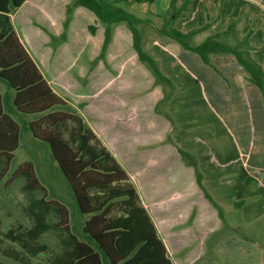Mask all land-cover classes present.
I'll return each mask as SVG.
<instances>
[{"label":"trees","instance_id":"16d2710c","mask_svg":"<svg viewBox=\"0 0 264 264\" xmlns=\"http://www.w3.org/2000/svg\"><path fill=\"white\" fill-rule=\"evenodd\" d=\"M155 1L65 0L62 29L60 32L57 30L58 34L52 33L33 17L28 19L32 27L46 33L47 40H43V46L45 50L48 48L51 60L53 50H49V45L55 49L67 40L75 9L82 7L88 13L91 11L99 26L89 24L88 34L95 36L98 28L102 34L100 48L91 59L89 70L98 61L108 67L106 57L110 58V46L112 42L119 43L115 28L118 25L127 28L137 59L146 66L153 79L144 88L132 91L128 104L110 108L114 114L123 113L125 116L117 114L119 120L114 119L115 123L120 120L132 123L141 115L149 114L151 122L142 145L126 148L122 147L125 143L123 137L116 138L109 132L104 134L100 122H95L99 115L87 112L104 140L109 142L106 145L79 110L52 89L27 48L34 45L30 35L21 34L23 41L12 24L11 15L27 0H0V82L8 90L0 92V181L8 171L19 145L21 128H24L33 138L48 144L69 183L78 211L87 216L78 230L70 223L71 212L59 201L45 200L44 196L31 199L28 210L33 223L16 239L29 244L27 246L32 252H43L48 247L38 243L39 237L47 230H57L60 245L57 250H52L50 257L47 254L45 259L48 262L44 264H187L195 254L188 252L175 259L174 238L181 244L183 241L180 240L194 236L193 230L202 236L201 233L211 231L225 221L223 208L202 183L195 156L165 140L156 101L161 96L160 84L172 83L161 71L157 60L143 48L141 25L148 19L136 15L129 8L134 3L151 4ZM190 2L183 0L176 6V0H171L168 12L157 14L163 18L162 25L157 28L158 33L196 53L204 64L210 66L212 54H232L247 73L248 80L264 93V67L250 55L253 49L249 43L252 27L236 45L219 40L221 35H235L236 19H231L224 30L206 36L199 43H192V38L206 30L209 23L187 31L173 26ZM258 2L264 5V0ZM149 92L154 93L150 105L137 107L135 101L143 102ZM120 107L124 109L120 111ZM25 115L30 118L26 120L23 118ZM163 116L171 121L167 115ZM133 137L136 139L135 134ZM133 137L131 141H135ZM168 156L172 161L165 165ZM17 177L24 178L26 191L45 190L30 161L20 163L6 184ZM249 178L246 176L245 182ZM51 211L58 217L56 223L48 220ZM187 220L191 223L184 228L175 227ZM172 226L175 227L173 231L170 230ZM13 232L9 231V234ZM197 246L200 252V241ZM13 257L18 260L17 255Z\"/></svg>","mask_w":264,"mask_h":264},{"label":"rangeland","instance_id":"374dc122","mask_svg":"<svg viewBox=\"0 0 264 264\" xmlns=\"http://www.w3.org/2000/svg\"><path fill=\"white\" fill-rule=\"evenodd\" d=\"M170 1L156 0L151 4L134 3L129 6L136 15L143 19L149 18L141 25L143 48L157 60L161 71L172 83V85L166 82L160 84L161 96L156 101L164 129L161 128V130L165 132L167 138L165 140L172 141L176 135L181 140H187L186 143H182L184 147L181 148L192 155H194V150L199 151V148L205 151L209 149L216 151L223 145L225 150L229 151L231 158L239 156L241 160L245 161L252 176L248 182H245L248 188L257 186L258 181L264 183V93L248 80L247 73L237 64L232 54H212L211 66L204 64L199 56L190 50L186 49L187 52H182V55L176 54L178 48L182 47L173 39L158 33L157 28L162 25L163 18H159L157 13L149 14V9H156L159 12L162 7H169ZM182 1L176 0V6L180 5ZM64 4L65 0H27V3H24L11 15L12 24L23 41L24 34L30 35L35 49L27 41V45L30 47L27 45L26 47L33 54L32 56L37 58L39 64L47 63V69L45 66L39 68H43V73L47 70L62 83L63 89L59 90L56 84L48 78L61 97L79 109L80 113L85 111L81 114L88 123L89 121L92 123L93 119L87 112L93 111L99 115V117L96 116L98 120L95 122H100V128L103 129L104 134L109 132L116 138L123 137L125 143L122 147L131 148L133 145H142L148 134L149 121L151 122L149 114L141 115L132 123H123L121 120L115 123L113 121L114 113L110 108L122 103L128 104L130 102L129 94L134 90L144 88L153 79L150 71L137 59L131 44L125 43L124 33L119 32V43L112 42L111 52L108 54L110 58L106 57L108 67L102 61H98L92 70H89L90 61L100 48V35L102 34L101 31L99 37L96 34L93 39L90 36L91 41H86L88 25L99 26L97 20L95 18L92 20L90 17V14L94 15L91 11H89L90 14L88 12L87 14L81 13V10L75 13V20L72 22V28L70 27L68 31L67 40L60 43L55 49L49 45V50H53L51 52L53 58L50 60L48 48L45 50V46H43L46 33L43 32V34L38 28L32 27L28 19L33 17L52 33L58 34L62 29ZM259 4L263 6L261 11H258ZM233 5L234 8H237L235 15L230 14L229 11L221 10V0H192L186 8V10L188 9L186 24L200 26V24L209 23L206 32L210 35L224 30L231 19H236V23H241V31L236 30L235 35H221L219 40L229 45H236L248 31L247 28L252 27L253 33L261 27L262 36L256 42L257 44L264 43V5L258 0H235L231 6ZM168 10L169 8L165 13ZM193 11L194 14H192ZM192 15L194 17H191ZM31 20L33 23H37L35 20ZM182 20L185 19L177 18L173 26H178ZM156 40L159 41L160 47L153 46ZM190 42L195 43L194 37ZM184 53L193 55L195 60L187 58L183 55ZM250 53L252 57L254 55L256 61H261L264 65L263 44H259ZM37 55H41L42 60ZM3 90L4 87L0 83L1 93L8 91L7 89ZM142 93H138V95ZM153 94V92H149L147 96H144L143 102L138 99L135 101V105L139 108L149 106ZM123 109L124 107L119 108L120 111ZM163 115L170 117L171 121H168ZM121 116L125 117L123 113ZM25 117L27 119L30 116L25 115ZM107 120L109 121L105 124ZM93 126L97 128L96 125ZM134 134L136 139L133 137ZM99 135L102 136L104 143L109 145L103 135ZM131 137L135 141H131ZM24 161L33 163L35 174L44 186V191L40 189L26 191L23 177H17L6 184L11 173ZM170 161H172L171 157L168 156L165 165H168ZM126 170L130 172L128 169ZM230 176L229 179H221L224 187L232 194L230 205H225L226 199L221 198L220 189H211L215 192L217 202L223 204L221 207L225 213V221L211 231H203L202 236L193 230L194 236H187L180 240L183 241L181 243L183 245L178 243L179 239L174 238L175 249H177L175 259L182 258L189 252L195 256L187 264L194 259L207 261L211 264H237V262L244 264L248 260L257 263L261 255H259V248H261L264 261V237L259 235L264 229V213L259 221L250 224L234 225L229 223L228 217L230 214H237L241 218L246 217L253 202L260 204L259 207L264 210V196L259 193L253 194L254 197L236 198L239 186L234 188L233 183L238 180L236 175ZM243 183L244 181L241 185ZM41 196H44L45 200L55 199L66 206L72 216L70 223L80 230L87 216L78 211L69 183L52 156L48 144L33 138L30 131L21 128L19 145L14 151V157L6 175L0 181V264H44L48 262L45 259L47 254L50 257L52 250L58 249L60 235L54 229L47 230L39 237L38 243L47 244L48 248L43 251L45 254L32 252L31 248L27 246L29 244L26 245L16 239V236L33 223L28 210L29 202L32 198ZM48 220L56 223L58 217L51 211L48 214ZM190 223L187 220L175 227L184 228ZM175 227L172 226L170 230L173 231ZM9 231L14 232L10 235ZM253 238L257 239V242H254ZM225 239L234 240L236 243H246V246L244 248L233 246L228 248L226 246V248L215 249L218 240ZM199 241L202 246L200 252L197 249ZM13 255H17L18 260Z\"/></svg>","mask_w":264,"mask_h":264},{"label":"crops","instance_id":"0c3cea01","mask_svg":"<svg viewBox=\"0 0 264 264\" xmlns=\"http://www.w3.org/2000/svg\"><path fill=\"white\" fill-rule=\"evenodd\" d=\"M234 1L235 0H221V6H220L221 7V10L222 11L223 10L224 11H229L230 14H234L235 15L237 13L236 12L237 8L236 7L234 8V5L231 6L234 3ZM191 2H192V0H191ZM258 6H259L258 7V11H261V8L263 6L261 4H259ZM77 8L74 11L73 18H72V21L70 23V27L72 26V22H74V20H75V13H77L78 11L81 10V13H86L87 14L86 9H84L82 7H77ZM80 8H82V9H80ZM168 8H169L168 6H167V8L166 7H162V9L159 12L156 9L155 10L149 9V14L150 15H154V13L163 14V13H165L167 11ZM187 10H185L184 13L182 14V16L179 17L180 19H185V20L184 21L182 20L180 22V24L178 23V26H176L181 31H187V30H189V29H191L193 27L198 26L197 24H192L191 26H189V24H186V19H187L186 12H187ZM192 14H194V11L192 12ZM90 17L93 20L94 16L93 15H90ZM191 17H194V15H192ZM159 18H161V17H159ZM240 24H241L240 22L237 23V27H236V30L237 31H241ZM70 27H69V30H70ZM249 28H247L246 30H248ZM115 29H116L115 37L117 36V33L118 32L119 33H124L125 43H127V42L130 43L131 42L129 32H128V30H127L126 27H124L122 25H118ZM204 31L205 32L202 31V32H200V33H198V34H196L194 36L195 43L201 42L206 36L209 35V33L206 32V30H204ZM97 35H98V37L100 35V29L99 28L97 29ZM90 36H92V39H93L94 36L88 34V38L86 37V41L87 40L88 41L89 40L91 41V39H90L91 37ZM261 36H262V34H261V27H259L258 29H256L250 35L249 41H250V44L253 46V50L259 44H263L264 45V43H262V42L259 43V44H257V42H256L257 39H260L261 38ZM100 38H101V35H100ZM153 46H155L156 48L157 47H160L159 41L156 40ZM177 51L178 52L176 54H178V55H182V52H187L186 49H182V48H180V49L178 48ZM31 55H33V54H31ZM183 55H185L189 59L195 60V57H193V55H189L188 53H184ZM37 56H39V58L41 57V55H37ZM253 58L255 59L254 55H253ZM34 60L36 61L37 65L39 67H44L45 66L46 69H47V63L46 62L44 64L42 61H40L42 63L39 64L37 58H35ZM258 62L264 67V65L262 64L261 61H258ZM40 70L43 73V71H42L43 68H41ZM45 71L47 72V70H45ZM46 72L43 73V75L46 78V80L48 81V83L50 84V86L52 87V89L55 91V89L53 88V86L50 83L51 81H53L56 84V86H57V88L59 90H62L63 89L62 83L60 81H58V79L54 75L50 74V72H47V73ZM0 83L3 85L4 90H6V86L2 82H0ZM55 92L57 94H59L58 91H55ZM84 112L85 111H83L81 113H84ZM117 114L118 113H115L113 115L114 116L113 117V120L114 119L115 120H119V119H117L118 118V115H121L122 113H119L118 115ZM23 118L26 119L25 116ZM29 118L30 117H28L26 120H28ZM89 124H91V126L97 132L98 135L101 134L99 132V130H97V128H95V126H93L94 125L93 122L91 123L89 121ZM172 141L174 143H177L182 148L184 147V145L182 143H186L187 142V140H181L177 135L175 136L174 140H172ZM193 153L195 155V158H196V161H197V165H198V167H199V169H200V171L202 173V183H203L204 187L210 193V195L212 196V198L214 199V201L217 204H219L220 206H223V204L217 202L216 197H215V194H214L215 192H213V190H211V189H220L219 190V193L221 195V198H225L226 199L225 200L226 202H224L225 205H227V206L230 205V199H232V194H230V192H228L227 188L224 187L223 182H222L221 179L222 178L229 179V178H231L230 175H232V174L233 175H236V178L238 180L237 182L233 183L234 184V186H233L234 188H235V186H239L238 195L236 196V198H238V197H246V196L247 197H254V195H257L259 193H261V195L264 196V183L262 181H258L257 186H255V187H253L251 189L248 188L247 185L245 184V177L246 176L252 177V176L250 175L249 170L246 167L245 161L244 160H241L239 156H237V158H231L229 156V154H230L229 151L228 150H225V147L223 145L221 147H219L216 151H214L212 149H209V150L205 151L204 149L199 148V151L198 150H194ZM234 164H235V166H232ZM242 181H244L243 185H241L242 184ZM249 190L251 191L250 193H249ZM248 194H250V195H248ZM259 206H260V204H257V203H254L253 202L252 203V207L250 209H248V211H247L248 212L247 216L246 217H243V218H241L237 214H235V215L230 214L228 216L229 217V223H232L234 225H239L240 223L250 224V223L259 221L260 217L264 213L263 208H260ZM228 217L226 216V220L228 219ZM255 234H256V232H255ZM259 235H262V237H264V229L261 231V233ZM255 238H253L254 239V242H257V239H255ZM223 246H225V247H223ZM226 246L228 248H229V246L244 248L246 246V243H242V242L236 243L234 240H228V239L218 240V242L215 244V249L216 248L217 249L226 248ZM259 251H260L259 252V255L260 254L261 255L259 256V261L257 263H252L251 261L248 260V261H245L244 264H264L263 257H262L263 251H262L261 248H259ZM243 256L244 255H242V257ZM244 258L247 259L245 256H244ZM189 264H211V263L210 262H207V261H203V260H200L199 261L198 259H194ZM221 264H225V263H221ZM237 264H242V263L237 262Z\"/></svg>","mask_w":264,"mask_h":264}]
</instances>
